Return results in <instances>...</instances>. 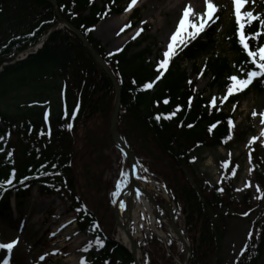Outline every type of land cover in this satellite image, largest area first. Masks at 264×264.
<instances>
[{
	"label": "trees",
	"instance_id": "trees-1",
	"mask_svg": "<svg viewBox=\"0 0 264 264\" xmlns=\"http://www.w3.org/2000/svg\"><path fill=\"white\" fill-rule=\"evenodd\" d=\"M55 1L62 17L79 30L117 78L121 87L118 131L136 160L161 180L172 196L176 222L182 219L183 234L192 248L188 264H223L227 222L234 218L249 220L254 208L248 193L235 202L236 165L222 168L225 179L212 185L196 175L194 163L189 161L194 152L228 148L234 143L238 130L230 128L228 121L235 123L245 98L264 93V83L254 81L230 98L222 110L213 109L205 91L198 92L196 84H189L191 76L182 66L189 63L192 73L198 75V61L203 60L209 90H225L228 76L236 74L247 59L235 37V20L221 33L218 20L185 48L157 81L156 64L147 60L155 42L148 43L146 30L111 55L91 34L100 21L124 14L131 0H116L115 4L112 0ZM108 6L112 11L101 17ZM136 12L130 18L131 29L140 22ZM57 24L52 5L44 0H0V136L9 138L6 145L4 139L0 140V178L6 179L13 168L16 171L13 186L0 189V218L7 213L11 197L19 205L33 188L40 197H65L70 201V212L76 214L78 231H90L92 240L99 236L103 241L102 248L93 247L97 254L89 255L92 264H135L131 254L112 238L116 229L108 195L113 186L105 174L115 163L120 169L128 167L109 132L115 88L79 38L67 28L55 29ZM255 28L253 25L246 31ZM50 31L41 49L13 63L17 55L41 42ZM261 39L264 41V37ZM219 40L227 52L217 54ZM151 81H155L153 88L144 90L143 84ZM77 104L79 110L72 119ZM233 104L237 105L235 112ZM177 106L181 110L172 119H155L159 114H170ZM45 112L49 114L47 122ZM69 122L73 124L71 131L66 127ZM217 123L210 133L209 127ZM188 124L194 127L188 128ZM230 134L233 139L224 144ZM253 147L254 174L264 194V146ZM9 151L13 152L11 160L6 158ZM23 177L28 179L21 184ZM220 188L223 192L218 191ZM78 207L81 212L76 211ZM93 224L99 228L93 230ZM253 228L256 235L246 240L243 255L241 250L233 264H264V209ZM146 239L141 245L144 264L145 259L147 264H178L174 256L183 260V249L174 239L166 245L152 233Z\"/></svg>",
	"mask_w": 264,
	"mask_h": 264
},
{
	"label": "rangeland",
	"instance_id": "rangeland-1",
	"mask_svg": "<svg viewBox=\"0 0 264 264\" xmlns=\"http://www.w3.org/2000/svg\"><path fill=\"white\" fill-rule=\"evenodd\" d=\"M147 1L149 0H138L137 5L133 7L132 11H127L120 16H110L109 19L100 21L98 25L91 30L93 37L100 45L105 47L107 53L117 52V49H121L127 43L132 42V37L135 35L136 31L139 30L142 22L147 21V23L143 25L147 32L144 36L148 35L150 37L148 43L155 42L154 46L151 45L152 55L147 60L151 64H156V62L161 59V53L166 47L170 34L175 30V25L180 16L173 17L171 14H167L166 17H164L161 11L159 12L156 10V5H158L159 1L150 0L144 5ZM215 3L220 7L216 15L220 17L219 33H221L226 30V27L229 26V22L234 19L233 8L231 0H215ZM248 7L251 9L253 6L250 4ZM262 8H264V0H255L254 11L260 13ZM203 10L204 9H201L198 12H202ZM135 11L138 12L137 16L140 22L133 29L127 28L122 32L121 29L124 28L126 24L131 23L130 18ZM109 22H111L113 26L110 29V37L104 35L102 32ZM142 34L143 32L137 38H140ZM148 43L146 42L140 49H143ZM215 50L217 54L227 52L220 40ZM202 61L203 60L198 61L200 69H202ZM182 67L186 70V73L191 76L190 81L196 84V90L198 92L205 91L206 97L210 99V103L213 97H222L226 94V90H209V78H205L200 74L195 76L194 73H192L193 70L189 63H184ZM217 103L219 105L222 101L218 99ZM254 109L258 113L256 117L252 116V111ZM260 111H264V93L248 96L243 100L236 114L237 118L235 125L238 130V138H234V143L228 148L203 149L196 153L194 152L192 156V158H197L193 168L196 175L214 185L220 182L223 171L221 164L229 160V153H231V163L236 165L238 169L237 181L234 188L235 202H240L243 196L248 193L249 201L254 208L255 213L250 216L249 220L245 221L244 219L234 218L227 222L228 226L223 244V264H233V261L238 257L240 251L244 247V243L249 239V232L252 233V236L256 235L253 222L257 215L261 213L262 209H264V194L262 190L260 192L256 191L257 186L260 187V185L257 183L254 174L256 168H254L255 164L253 163V158L252 163L249 164V152L251 151L252 155L254 154V144L249 146V142L252 137H260V132L264 130V125L260 124ZM245 133L246 135L243 136ZM8 142L9 138L3 140L4 145ZM256 144L264 146V137H260L256 141L255 146ZM250 168L252 169L251 173H249ZM140 169L143 171L141 167ZM122 172L126 174L128 182L127 168L120 169L119 165L116 163L112 170L105 174L106 178L112 182L113 189L108 195L112 202L114 201L112 192L115 191V185L121 179L120 174ZM148 177L157 184V187L145 184V188L148 193L150 192L156 204L161 206L158 210L159 215L167 219L168 216L163 209V207L166 206L165 194L163 192L164 184L161 180H156L149 174ZM246 183L249 184V187H245ZM125 187H127V183L126 186L122 187V190ZM237 189L241 190L237 191ZM257 197L261 198L258 199ZM117 198L118 197L115 198V201ZM10 201V209L0 218V242H10L12 239L18 241L13 249V260L11 259L10 264H21L20 261L22 259H24L22 264H79L81 256L85 258L87 264H92L89 261V255L91 253L94 255L97 254L95 249L91 248L88 252L83 253L79 251L89 240H92L90 231H78L74 220L76 214L70 212V201L67 198H59L55 195L49 198L40 197L37 189L33 188L29 192V196L22 200L19 205H17L16 201H13L12 198ZM14 204L15 206L13 207ZM172 204L173 202L171 205ZM172 208L174 209L173 205ZM69 220L73 222L68 224ZM62 224L67 225V227L61 228L60 226ZM178 224L181 230H183L184 226H182V219L179 220ZM151 227L152 225L149 219H144L143 217L140 219V222L137 223V226H130V234L136 239L138 246H140L142 241L145 242V238L152 232L153 228ZM155 227L159 232L165 233L163 238L164 242H166L168 240L167 238H169V233L160 223ZM115 229V234L112 238L117 240L118 229L116 223ZM52 233H55V235H52ZM53 251H56V255H50ZM46 253L49 255H45ZM6 255V251L0 252V256ZM42 255L45 256L44 261L39 259ZM174 259L179 264L184 262V260L176 256H174ZM104 262L105 261H102L100 264H104ZM0 264H2V261H0ZM107 264H114V262L107 261Z\"/></svg>",
	"mask_w": 264,
	"mask_h": 264
},
{
	"label": "snow or ice",
	"instance_id": "snow-or-ice-1",
	"mask_svg": "<svg viewBox=\"0 0 264 264\" xmlns=\"http://www.w3.org/2000/svg\"><path fill=\"white\" fill-rule=\"evenodd\" d=\"M93 2V0H90V3ZM116 0H112V4H115ZM138 3V0H131V3L128 5L126 11L130 12L132 11L133 7L136 6ZM232 8H233V16L235 20L236 30H235V37L237 38L238 44L240 48L242 49V52L246 55V63L245 65H242L241 68H239L236 72V74H231L228 76V84L226 86V94L222 97H213L211 100V107L213 109H216L219 107L221 110L223 109L224 105L228 103L229 99L238 96L240 93L244 92L246 89L249 88L250 85L253 84L254 81L260 80L261 83H264V41H262V37H264V13H256L254 11L255 6V0H231ZM204 4V10L202 12H197L190 4L185 5L182 9V13L178 19L177 24L175 25V30L170 34L169 40L166 44L165 49L161 53V59H159L156 62V71L159 73L156 76V80H160L161 77L164 75V73L170 68L172 62L174 59L180 55V53L187 48L192 42L196 41L198 38L201 37L203 33L207 29H209L213 24H215L220 17L217 16V12L220 10L219 5L215 3V0H203ZM252 5L253 7L250 9L248 6ZM112 11L111 6H108L107 11L101 13V17H106L110 14ZM147 21L142 22L139 30L136 31L135 35L132 37L133 40H135L137 37L141 35L142 32L145 31L144 24H146ZM253 25H256V28L254 31H246V29L251 28ZM131 23H128L124 26V28L121 29L123 32L127 28H131ZM123 49H117V51H122ZM111 55V53H110ZM206 67V65H205ZM204 69H201L200 75L203 76ZM136 82L133 81V84ZM155 81L147 82L143 84L144 90H150L153 88ZM192 81H189V84H191ZM221 100L222 103L218 105L217 101ZM164 103H168L167 99L164 100ZM192 99H189V107L191 106ZM236 104L232 105V110L235 112L236 110ZM207 107V105H206ZM79 110V104L76 105V108L72 111L71 116L72 119H75L77 113ZM181 109L179 106L176 107L170 114L164 115L159 114L155 117L157 121L163 119H172L177 112H179ZM257 112L254 109L252 111V116L256 117ZM48 112H45V121H48ZM260 117V124L264 125V111L259 112ZM228 125L230 128L234 129L236 127L235 123L230 119L228 121ZM66 127L69 131L72 130L73 124L67 123ZM188 128L194 127L192 124L187 125ZM218 127L217 124H212L209 127V132L211 133L215 128ZM42 135L44 133H41ZM48 135L50 136L51 133L48 132ZM260 137H264V130L260 132ZM260 137H252L249 146L252 144H255L256 141ZM4 137L0 136V140H3ZM231 139H233V136L230 134L227 136L226 139L223 140L224 144H227ZM200 144H197L196 147H200ZM254 150V149H253ZM0 151H3V149H0ZM13 157V152L9 151L7 153V159L11 160ZM231 153H229V160L225 161L221 164V167L225 170L229 168V164L231 163ZM196 157H193L190 163L196 162ZM252 163V152H249V164ZM41 167H44L43 165ZM52 167H55V165H52ZM143 171H147V169H143ZM252 169H249V173H251ZM47 174V173H45ZM236 172L235 169H232V175L235 176ZM56 175H59V173H56ZM121 179L116 183L115 185V191L112 192V196L114 198L118 197L122 191V187L126 186L127 183V176L125 173H121ZM16 177V171L13 168L6 179L0 178V189H4L5 186L11 187L13 186V180ZM28 177H23L20 180V183L23 184L24 180H27ZM225 179L224 176L220 177V180L223 181ZM245 187H249V184L246 183ZM59 189H57L58 191ZM241 189H237V191H240ZM218 191L223 192V188L218 189ZM257 192H260L261 189L259 186L256 188ZM139 195V194H137ZM258 199L261 197H257ZM119 207L121 210L124 209L125 204L123 202L119 203ZM77 212H81L82 209L78 207L76 209ZM244 215H247V213H244ZM73 221L69 220L68 224H71ZM61 228L67 227V225H61ZM93 230L99 228L98 224L92 225ZM59 231V229H58ZM75 234V233H74ZM52 235H55V233H52ZM249 238L252 237V233L249 232L248 234ZM18 241L16 239H12L10 242H0V252L7 253L6 256H0V261H2V264H10V261L12 259V253L14 247L17 245ZM103 241L102 239L97 236L94 240H89L84 247L80 248V252H88L89 249L95 247L97 250L99 248H102ZM247 247V245L245 246ZM243 255V250L241 252ZM45 255H49L46 253ZM51 255H56V251H53ZM39 259L41 261L45 260V256H40ZM79 264H87V261L83 256L79 259ZM104 264H107V261L104 262ZM145 264H147V259H145Z\"/></svg>",
	"mask_w": 264,
	"mask_h": 264
},
{
	"label": "bare ground",
	"instance_id": "bare-ground-1",
	"mask_svg": "<svg viewBox=\"0 0 264 264\" xmlns=\"http://www.w3.org/2000/svg\"><path fill=\"white\" fill-rule=\"evenodd\" d=\"M149 1L145 2L144 5ZM157 1L159 2L158 5H156V10H158L159 12L161 11L164 17H166L167 14H171V16L173 17L180 16L183 7L189 4L197 12L200 11L201 9H204L203 0H157ZM111 24L112 23L109 22L102 31L103 34L108 37H110L111 35L110 29L111 27H113ZM134 174L138 186L129 189L124 195V197L121 199L120 202H123L125 204V207L123 210H121L118 205L119 208H118V217H117L118 218L117 240H119L121 244L128 250H130V247L128 240H126L125 233L127 231L128 232L130 231L129 229L130 226L132 225L137 226V223L140 222V219L142 217L144 219L145 218L149 219L152 225L151 228L156 230L161 238L164 237L165 233L159 232L156 229L155 226L158 223L163 224L167 232H169V230L171 229L168 220L163 216H159L156 206L152 203V201L148 200V197L152 198V195H150V192L148 193L146 191L145 184L148 185L150 184L152 187H157V184H155L154 181L150 177H148L147 173L143 172L140 169V166L138 165L137 167L134 168ZM140 188L146 192V195H148V197L141 192ZM140 257H141L140 251H138V253H135V259L136 261H138V264H142L140 261ZM20 262L22 264L24 262V259H22Z\"/></svg>",
	"mask_w": 264,
	"mask_h": 264
},
{
	"label": "water",
	"instance_id": "water-1",
	"mask_svg": "<svg viewBox=\"0 0 264 264\" xmlns=\"http://www.w3.org/2000/svg\"><path fill=\"white\" fill-rule=\"evenodd\" d=\"M43 1V0H40ZM46 2H48L49 4L52 5L53 7V12L54 14H56L58 21H59V27L62 28H68L74 35H76V37L79 38V40L81 41L82 45L85 47L87 53L89 56H91V58L93 59V61L96 63V65H98V67H101L102 70L104 71V73L106 74V76L109 78V80L111 81V84L113 85V88H115V96H114V104H113V112L111 114V118H110V137H111V141L114 143L116 149H118L124 156L125 160H127L128 163V184H127V188L124 189L119 197L117 198V201L114 204V212H113V218L115 220L116 225L118 224V205L119 202L121 201V199L124 197V195L126 194V192L135 187L138 186L135 180V174H134V168L137 167V165H139V163L136 161L133 153L129 150L128 146L126 145L125 142H123L121 135L118 131V127H117V123H118V116L120 113V94H121V87L119 86V83L116 79V77H114L112 71H110L109 67L105 64L102 56H99L98 53L95 51L94 47L92 45H90V43L84 38L83 35H81V33L76 30L71 24H69L66 20H64L61 16V14H59V10H58V6L57 3L55 2V0H44ZM165 194H167V201H166V206H164V209L167 213V216H169V225L171 227V231L174 235V237H176V239L179 241V243L182 245V248L184 249V262L182 264H188L189 262V257L191 254V248H190V244L189 242L186 240L185 237H182V234L180 232L179 227L176 225L175 222V216H174V210L172 208V198L170 197V194H168L167 189L165 188V186L163 187ZM141 192L146 195V192L141 189ZM148 197V195H146ZM149 201H152V203L156 206V204L153 202L151 197H148ZM125 237L126 240H128L129 242V246H130V253L132 255V258L134 261H136L135 259V253H138L139 248L135 242V240L132 238V236L130 235V232H126L125 233ZM142 256V253H141ZM137 264V261H136Z\"/></svg>",
	"mask_w": 264,
	"mask_h": 264
}]
</instances>
